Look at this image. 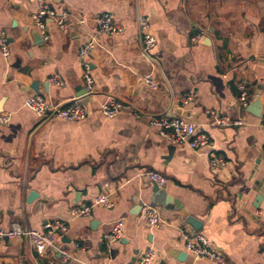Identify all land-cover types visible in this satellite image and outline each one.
<instances>
[{"label": "crops", "instance_id": "1", "mask_svg": "<svg viewBox=\"0 0 264 264\" xmlns=\"http://www.w3.org/2000/svg\"><path fill=\"white\" fill-rule=\"evenodd\" d=\"M45 1L71 16L62 31L47 20V39L31 19L38 0H0L9 49L7 60L0 54V113L10 116L0 123V231L14 223L42 231L54 222L67 231L43 255L25 238L1 240L0 264H137L147 250L151 264H213L185 251L182 233L193 231L173 206L152 205L149 172L163 176L166 194L201 222L198 233L223 254V264H264V0ZM103 14L122 31L98 34ZM142 18L156 39L148 53L141 48ZM92 37L95 48L84 59L93 80L87 92L79 53ZM148 74L155 88L142 81ZM52 77L63 86L48 84ZM38 94L62 106L79 99L86 118L36 117L23 104ZM188 95L187 105L178 101ZM106 97L122 105L115 117L99 112ZM255 98L260 116L247 111ZM210 110L241 125L217 127ZM158 116L194 124L210 146L170 144L149 125ZM210 154L225 164L211 168ZM103 193L112 209L72 217ZM145 205L158 211L160 228L146 225ZM118 221L122 237L107 244L104 236ZM61 250L73 259L63 263Z\"/></svg>", "mask_w": 264, "mask_h": 264}, {"label": "built area", "instance_id": "2", "mask_svg": "<svg viewBox=\"0 0 264 264\" xmlns=\"http://www.w3.org/2000/svg\"><path fill=\"white\" fill-rule=\"evenodd\" d=\"M70 14L67 12L56 13L45 0H38L37 11L32 15L31 19L35 28L40 32L42 38L47 39L46 24L47 20L54 22L55 27L62 31L67 28ZM84 18H79L77 23L80 26L85 24ZM98 34L113 35L121 32L122 29L117 26L113 17L110 14H103L97 20ZM139 30L141 38V48L143 53H148L156 45V39L150 32V26L146 18L139 20ZM195 42L198 37L193 39ZM95 48L94 37L89 38L80 50V58L83 61L85 72L83 79L86 85L87 92H91L93 80L88 71V65L84 61ZM0 54L3 59L7 60L9 57V49L6 36L0 32ZM142 81L150 88L156 87V82L152 75L148 74L142 77ZM48 84L55 87H62L63 82L57 77H52L47 80ZM240 91V105L243 109L248 106V95L243 84L239 86ZM193 99V96H183L179 98V102L187 105ZM23 106L32 112L38 118H54L67 123H76L84 120L87 111L82 102L77 99L68 103L65 106L57 104L43 95H34L24 101ZM122 105L113 97H106L99 105V112L106 118H112L119 114ZM207 115L211 118L212 123L217 127L238 126L241 121H230L226 116L221 115L217 111H207ZM10 120L8 114L0 113V123H7ZM150 127L154 128L158 135L173 145H185L192 150H200L210 146V140L205 133H197L196 126L179 117L158 116L149 119ZM261 126L264 128V117L261 120ZM225 164L224 160L217 158L210 154V167L217 168ZM147 178L154 185L161 188L166 184V179L155 172L147 173ZM103 207L105 209H112L114 203L110 198V194L103 193L94 198L89 204L81 205L75 208L71 215L73 218L88 217L94 208ZM143 217L146 225L151 229H158L161 227L159 221L158 211L150 206L145 205L142 209ZM124 227L123 221L116 222L111 231L104 236L107 244H114L122 237V230ZM67 226L63 222L46 223L42 231L25 230L19 224H12L11 228L6 231H0V241L6 237L9 240L19 241L25 238L28 240L37 251L43 255L54 247V241L59 235L65 234ZM185 251L195 259H205L213 264H223V254L215 248L203 235L194 232L184 231L182 233ZM61 261L67 263L72 260V255L66 250L59 252ZM154 259V254L151 250H147L140 257L137 264H151Z\"/></svg>", "mask_w": 264, "mask_h": 264}, {"label": "water", "instance_id": "3", "mask_svg": "<svg viewBox=\"0 0 264 264\" xmlns=\"http://www.w3.org/2000/svg\"><path fill=\"white\" fill-rule=\"evenodd\" d=\"M247 111L254 116H260L261 110H260V104L258 98L254 99V102L248 107ZM154 187L156 189L154 190V193L151 198L152 205L163 206V207L170 205L173 206L174 210L182 215L185 224H187L192 229L193 232L198 233L201 230L202 224L200 221L196 220L192 216L187 215L186 212L183 210L182 205L177 200L166 194L165 190L162 187L159 188L156 185H154ZM34 196L35 194L31 193L29 199H32ZM2 240H9V239L4 237ZM181 257L182 255L180 254L178 259L180 260Z\"/></svg>", "mask_w": 264, "mask_h": 264}]
</instances>
